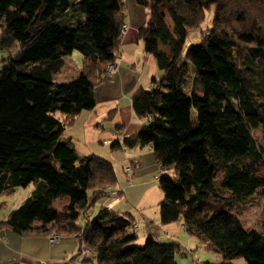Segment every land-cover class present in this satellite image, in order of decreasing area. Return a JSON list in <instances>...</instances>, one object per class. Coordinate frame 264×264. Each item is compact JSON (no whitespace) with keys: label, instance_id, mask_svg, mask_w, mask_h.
I'll use <instances>...</instances> for the list:
<instances>
[{"label":"trees","instance_id":"16d2710c","mask_svg":"<svg viewBox=\"0 0 264 264\" xmlns=\"http://www.w3.org/2000/svg\"><path fill=\"white\" fill-rule=\"evenodd\" d=\"M136 1L149 12L138 34L160 73L133 91L134 112L148 118L122 143L151 146L161 222L181 217L221 263L264 264V231L227 206L264 191V152L253 133L264 134V0ZM208 9L210 23L184 49ZM125 16V0H0V47L19 42L0 61V194L43 181L0 226L75 234L77 253L83 244L92 250L82 258L90 264H178V241L148 231L138 244L129 215L105 205L89 215L116 182L112 161L79 155L62 137L81 109L95 105L107 62L120 56ZM73 48L81 53L78 72L55 79ZM238 256L244 263L232 261Z\"/></svg>","mask_w":264,"mask_h":264},{"label":"crops","instance_id":"0c3cea01","mask_svg":"<svg viewBox=\"0 0 264 264\" xmlns=\"http://www.w3.org/2000/svg\"><path fill=\"white\" fill-rule=\"evenodd\" d=\"M125 2L126 28L121 37V53L116 59L117 68L108 75L104 74L95 87V105L81 109L73 122L65 128L62 137L75 147L79 155L90 153L102 155L92 151L96 149L91 147L97 144L106 145L110 141L108 144L110 150L120 147L126 155L125 163L130 160L131 178L135 174L137 178V173L145 174L147 171H154L157 177L160 170L149 144L128 146L122 143L124 134L136 131L148 118L134 112L131 105L133 91L140 85L150 86L153 83L152 78L160 73L153 55L144 49L143 40L138 34V27L147 23L149 19V12L136 0H125ZM112 141H116V145L112 146ZM178 147V143L171 145L172 157L179 154ZM126 167L125 170L130 171ZM144 181L149 182L146 179ZM129 183L131 185L134 181L130 179ZM118 184L115 182L106 187V192L98 197L100 205L129 215L132 221L137 223L136 230L139 226H143V235L151 231L159 238L161 234L170 237L177 227L175 220L183 224L181 217L168 222L160 221L158 206L160 198L150 194L152 185L145 186L139 197L131 201L128 196L131 187L126 188L128 192L125 193ZM119 195L125 196L124 203ZM78 246L79 239L72 233L63 232L55 241L50 242L47 234L43 232L26 233L8 225L0 226V264H62L64 262L90 264L87 260H82L81 255L79 258L77 255L74 256L73 251L78 250ZM73 247L76 248L73 250Z\"/></svg>","mask_w":264,"mask_h":264},{"label":"rangeland","instance_id":"374dc122","mask_svg":"<svg viewBox=\"0 0 264 264\" xmlns=\"http://www.w3.org/2000/svg\"><path fill=\"white\" fill-rule=\"evenodd\" d=\"M212 16V9H208L206 11V19L202 23L201 26L191 28L188 30V35L185 39L184 49L185 47L195 41L199 40V33L201 28H205L209 23ZM3 35V28L0 25V36ZM18 40H14V42L9 47H0V61L2 57L6 56L10 52L15 51L18 48ZM63 63L60 66V70L55 76L57 80H67L72 76L76 75L79 70L80 62H81V53L78 49L73 48L71 52L64 55ZM186 86H189V82H185ZM253 133L256 135V140L259 148L264 152V134L259 128L254 129ZM110 143V141H109ZM96 145L94 148L96 150H92L98 153H101L103 156H106L112 161L115 173H116V182L119 183L120 187L125 190L126 188L130 189L128 192V196H130L131 201L136 200L139 197L141 190L147 185H152L150 187V194L152 196H158L161 198L163 193L160 189L157 177L155 176L154 171H147L144 173H137L134 177H130L131 175V163L130 160L125 163L126 155L124 150H121L120 147H115L110 150V145ZM128 160V159H126ZM128 164V165H127ZM128 166L130 171L125 170V167ZM157 172L159 170L157 169ZM130 177V178H129ZM131 181V185H129ZM148 180L144 181V180ZM43 181L37 182H30L25 185H19L14 190H6L0 194V218L4 217L8 211L13 208L14 206L18 205L20 201L27 195L31 194V192L36 187H41ZM120 197V195H119ZM120 199L124 200L125 196L120 197ZM243 205L240 202H233L231 204H227V206L232 208V211L236 213L239 218L242 220L243 224L245 225H252L253 227L257 228L258 230L264 231V191L260 194H254L248 196L243 200ZM100 206V199L95 198L92 206L89 210V215L93 216ZM84 216L80 215L79 221L82 223L84 222ZM174 222L177 227L174 231L175 233L173 236L167 235H159L160 238H165L166 240H176L180 243V250L176 252L175 259L178 264H225L221 263L224 261L220 254V252L213 250L211 248L206 247L205 242L198 238L196 235L189 233L183 224H180L178 220ZM144 228L143 226H139L136 231L137 236L134 239L135 243L141 244L144 240ZM173 238V239H171ZM76 247H73V250ZM74 256H80L77 253V249L73 251ZM235 263H244V258L242 256L235 257L233 260Z\"/></svg>","mask_w":264,"mask_h":264},{"label":"built area","instance_id":"2783aa9c","mask_svg":"<svg viewBox=\"0 0 264 264\" xmlns=\"http://www.w3.org/2000/svg\"><path fill=\"white\" fill-rule=\"evenodd\" d=\"M125 28H126V25L125 23L123 24L121 30L122 32L125 31ZM119 56V55H118ZM117 68V62L116 61H108L107 64H106V70H105V74H109V73H112L115 69ZM128 170H130V168L127 166L126 167ZM134 225L136 226V222L134 223ZM47 236H48V239L50 242H53L55 241L59 236H60V232L56 231V230H50L48 231L47 233ZM92 253V250L86 246V245H81V259L84 258V257H88L90 254Z\"/></svg>","mask_w":264,"mask_h":264},{"label":"water","instance_id":"95a60500","mask_svg":"<svg viewBox=\"0 0 264 264\" xmlns=\"http://www.w3.org/2000/svg\"><path fill=\"white\" fill-rule=\"evenodd\" d=\"M148 24L150 25V27H154V22H153V20H149V22H148Z\"/></svg>","mask_w":264,"mask_h":264}]
</instances>
